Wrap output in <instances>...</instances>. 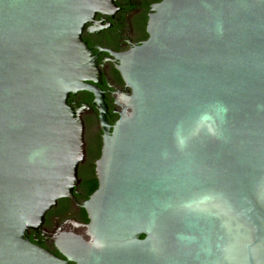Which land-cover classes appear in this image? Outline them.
I'll return each mask as SVG.
<instances>
[{
    "label": "water",
    "instance_id": "95a60500",
    "mask_svg": "<svg viewBox=\"0 0 264 264\" xmlns=\"http://www.w3.org/2000/svg\"><path fill=\"white\" fill-rule=\"evenodd\" d=\"M105 0H0V264H264V0H168L119 56L111 127L82 35ZM93 82L94 85H91ZM94 95L104 147L90 242L35 245L73 197ZM144 237V238H142Z\"/></svg>",
    "mask_w": 264,
    "mask_h": 264
},
{
    "label": "flooded vegetation",
    "instance_id": "af4514ba",
    "mask_svg": "<svg viewBox=\"0 0 264 264\" xmlns=\"http://www.w3.org/2000/svg\"><path fill=\"white\" fill-rule=\"evenodd\" d=\"M166 1L105 0L102 11L84 29L82 40L97 64L96 79L100 82L97 85L104 93L112 128L121 120L125 109H129L128 96L132 95L119 71L118 57L149 40V24L156 7ZM68 103L84 126V156L78 170V185L73 197L59 200L47 213L42 227L27 235L32 243L62 260L66 258L60 252L61 243L90 242L87 230L90 219L85 205L99 188L97 164L102 157L105 135L93 94L86 91L72 94Z\"/></svg>",
    "mask_w": 264,
    "mask_h": 264
},
{
    "label": "trees",
    "instance_id": "16d2710c",
    "mask_svg": "<svg viewBox=\"0 0 264 264\" xmlns=\"http://www.w3.org/2000/svg\"><path fill=\"white\" fill-rule=\"evenodd\" d=\"M142 238H144V237H142Z\"/></svg>",
    "mask_w": 264,
    "mask_h": 264
}]
</instances>
